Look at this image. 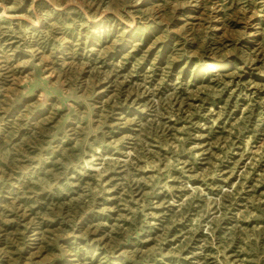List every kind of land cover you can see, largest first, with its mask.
<instances>
[{
    "label": "rangeland",
    "instance_id": "rangeland-1",
    "mask_svg": "<svg viewBox=\"0 0 264 264\" xmlns=\"http://www.w3.org/2000/svg\"><path fill=\"white\" fill-rule=\"evenodd\" d=\"M5 3L17 7L0 15V264H252L264 0H141L134 17L126 0ZM185 128L200 136L178 154L190 178L149 196Z\"/></svg>",
    "mask_w": 264,
    "mask_h": 264
},
{
    "label": "clouds",
    "instance_id": "clouds-1",
    "mask_svg": "<svg viewBox=\"0 0 264 264\" xmlns=\"http://www.w3.org/2000/svg\"><path fill=\"white\" fill-rule=\"evenodd\" d=\"M126 2L132 6L131 12H128L126 10V15L133 16V17L135 15H138L139 10L135 6L139 5L141 3V0H126ZM15 7H17L16 4L8 5L5 3V0H0V9L3 10V11H0V15H5V14L10 13L11 11L14 10ZM33 22H36V21H33ZM125 31H127V29H125ZM123 37H124V32H120V34L116 36V39L113 41V45H115L116 43H119ZM109 47H111V45ZM209 47L211 46L209 45V46H206L205 48L206 56L208 54ZM202 63L207 67L209 72H215L217 70L215 63L209 59H205L204 61H202ZM155 103L158 106L162 104L160 100H156ZM129 122L130 121H125V123H129ZM184 132H185L184 140L176 145L175 150H173V148L170 147L169 148V158L167 160L161 159L160 165L156 166V174L152 176V179L149 181L152 187V192L148 193L149 196L153 194L157 186H159L162 192L166 191L169 195H172L173 193H176V191L178 190L176 187H174L175 184L178 183L180 187H183L184 184L186 183L184 181V178L189 177L190 169L185 165L183 161L181 162L178 159V154L180 153L187 154L189 152V148L187 146L189 139L193 138V136H195V138H200V136H199V133H195V134L189 133L187 128L184 129ZM197 147H199V145L195 143L191 144L192 149H196ZM97 151H99V149H97ZM136 155H137L136 152L128 153L129 157L136 156ZM102 167L103 166H101V168ZM101 168H97L95 169V171H97L98 173H101V175L106 174V173L101 172ZM149 168L151 170L152 165H149ZM175 169H180L181 173L177 175H173L172 172ZM176 203L177 201L175 198L164 201V205L176 204ZM153 215L154 214L151 212L146 213L144 215L143 222L145 224L148 223L149 222L148 217L153 216ZM207 234L208 236L213 237L214 243H217V244L220 243V241L218 240L217 234L215 233V229L211 224L208 225L207 227ZM247 235L249 237V242L245 245V247L253 254L254 259L252 261V264H264V233L262 232L248 233ZM257 240H259L260 243H256ZM228 243H229L228 239H225L223 241L224 245H227ZM231 243L234 249L235 246L240 243V240L239 238H237L235 240H232ZM217 250L220 251V248H218ZM237 264H239V261L237 262Z\"/></svg>",
    "mask_w": 264,
    "mask_h": 264
}]
</instances>
